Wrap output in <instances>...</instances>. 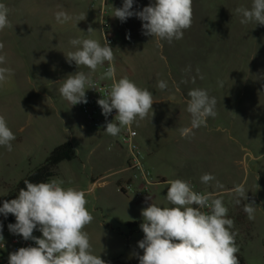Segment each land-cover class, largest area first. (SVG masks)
I'll list each match as a JSON object with an SVG mask.
<instances>
[{
    "label": "rangeland",
    "instance_id": "374dc122",
    "mask_svg": "<svg viewBox=\"0 0 264 264\" xmlns=\"http://www.w3.org/2000/svg\"><path fill=\"white\" fill-rule=\"evenodd\" d=\"M61 1L0 0L9 9L11 24L0 31V42L4 44L0 55H6V64L0 67L12 69L7 81L0 83V115L5 117L16 137L11 142L12 151L0 146V207L5 200L10 201L13 187L42 166L57 147L71 143L78 149L77 158L62 162L53 178L63 180L64 187L86 193V207L94 219L84 231L89 235L92 253L100 255L107 264H139L125 256L113 259V250L109 247L113 237L100 231L99 216L110 217L106 219L116 229L129 234L128 229L139 226L129 228L127 224V229L120 224L130 221L137 211L152 202L161 207L172 206L166 200L169 185L158 184L156 199L147 204L145 199L139 200L132 194L122 196L114 185L89 192L92 181L104 178L119 181L128 176L118 174L127 150L113 147L117 135L87 126L81 103L71 105L59 92L62 80L69 74L82 71L89 75L83 66L68 62L67 53L75 51L69 41L90 38L104 43L95 7L86 16L88 27L94 30L92 33L81 32L79 25L73 28L59 25L53 32V42L50 41L51 21L46 17L45 7L52 3L58 9ZM68 1L79 6L86 5L88 0ZM150 3L154 0H137L132 11H140ZM251 5L252 0H193L191 27L184 30L182 39L171 42L142 34L143 22L136 16L127 19L133 28V39L127 43L130 48L123 47L124 41L121 51H113L114 65L116 72L123 66L122 75L153 93V117L150 112L147 118L138 119L132 126L140 134L137 141L148 154L146 163L155 181L174 180L179 173L185 181H201L199 176L205 173L214 175L218 181H226L233 167L224 161L222 153L228 152L235 140L256 149L264 143V133H257L264 127V25L242 24V15L235 11ZM130 53L134 57H129ZM160 80L167 82L166 89L157 87ZM192 89L206 90L210 98H215L216 115L207 118L206 126L183 137L180 129L190 127L191 122L187 100ZM157 173L162 177H157ZM244 177L242 170L236 181H244ZM245 181H264V175L261 180L247 176ZM244 187L248 190L252 184ZM263 191L264 183L261 186L255 183L251 193L255 219H249L251 229L245 234L234 217L235 209L227 214L234 221L237 258L245 264H264ZM229 196L235 197L233 193ZM3 217L0 213V221H4ZM6 217L15 218L12 214ZM100 237L103 243L97 242ZM134 252L132 248L130 255Z\"/></svg>",
    "mask_w": 264,
    "mask_h": 264
},
{
    "label": "clouds",
    "instance_id": "9594fccd",
    "mask_svg": "<svg viewBox=\"0 0 264 264\" xmlns=\"http://www.w3.org/2000/svg\"><path fill=\"white\" fill-rule=\"evenodd\" d=\"M133 2L124 0L122 7L114 8L113 16L121 22L136 16L143 22L142 34L146 36L171 42L182 39L184 30L191 27L193 0H154L136 12L132 11ZM235 11L242 15V24L255 22L256 25H264V0H252L250 8L238 7ZM8 15V7L0 3V31L11 27ZM55 19L64 24L72 17L61 10L55 13ZM93 31L89 26L87 33ZM69 43L75 48L66 55L69 63L74 61L78 67H87L91 72L105 62L109 65L101 79H111L112 85L108 93L97 101L105 117L116 110L115 122L106 123L107 134L118 135L122 128L147 118L150 112L153 117V93L140 88L127 75L117 79L113 48L106 37L103 45L90 38H75ZM3 48L4 44L0 42V51ZM4 64L6 55H0V65ZM11 75V68L0 67V83L6 82ZM157 87L164 90L167 82L160 80ZM87 89H95L91 75L78 71L62 80L59 92L71 105H76L87 103ZM188 97L187 111L191 122L190 127L180 129L183 137L194 134V129L206 126L209 116L216 115V100L210 98L206 90L192 89ZM15 139L5 117L0 115V146L12 151L11 142ZM200 179L204 184L215 181L217 188H223L210 173L203 174ZM64 183L56 178L38 183L26 179V187L19 190L17 198L3 202L0 213L5 217L12 214L16 219L14 224L8 225L10 232L26 241H34L36 245L10 253L8 264H107L100 255L92 253L89 235L84 231L94 219L86 207V193L64 187ZM168 184L166 200L171 207H161L152 202L141 210L143 223L140 227L144 237L138 241V247L143 254L135 253L139 264H239L236 233L232 231L234 221L227 217L228 208L222 198L212 193L196 192L189 182L182 179L170 180ZM232 193L236 204L241 199L247 200L248 192L243 184L235 186ZM204 208L209 211H202ZM244 211L248 219H255L254 203H247ZM2 229L0 223V241L4 239ZM37 229L42 237L33 235Z\"/></svg>",
    "mask_w": 264,
    "mask_h": 264
},
{
    "label": "crops",
    "instance_id": "0c3cea01",
    "mask_svg": "<svg viewBox=\"0 0 264 264\" xmlns=\"http://www.w3.org/2000/svg\"><path fill=\"white\" fill-rule=\"evenodd\" d=\"M114 2H117V0H114ZM136 2H137V0H134L133 8H134V4ZM92 9H94V7L90 4L89 1H87L86 5L76 6L73 3L69 2L68 0H63V2L59 4L58 9H54L52 7V3H48V6L45 7V11H46L45 13H46V17H48L51 21L50 22L51 24L48 26V32L50 33V41L53 42V32H56L58 30L59 25L61 28H62V26L64 27L66 24L68 26H71L72 28L76 27V25H79L81 27L80 30L87 31L89 28L88 24H90V23H89L88 19L86 18V16L88 15V12H90ZM61 10L65 11L69 15H71L72 19L69 22L64 23V24H60L56 21V19H54L55 13L58 11H61ZM97 19H98V16H97ZM129 19H130V17H129ZM113 24H114V29L116 32V42L112 47L113 51L114 52L116 50L121 51L122 48L120 47V45L124 41H125V46H123V47L130 48V46H127L129 39L130 40L133 39V38H131V35L133 34V28L131 27L130 23L127 22V20L124 22H121L118 18L113 17ZM46 31H47V29H46ZM129 36H130V38H126ZM128 51H129V49H128ZM131 53L129 54V57H134V55ZM52 54L53 53L51 52L50 56H52ZM84 68H85L84 71L86 73H89L90 75H93V76L99 75L102 71V66L98 67L95 70V72H91V70L88 69L87 67H84ZM122 74H124L123 66H121L120 70H117V72H116L117 79L124 76ZM257 133L259 135H263L264 127L263 126L260 127L259 131ZM139 136H140V134H139ZM239 141L240 140H235L234 146L232 148L229 147L228 152H226L225 154L222 153V155H223L222 157L224 158V161L226 163H231L232 164L231 166L233 167V169H231L228 172V175L226 177V181H219L220 184L223 185L222 189L217 188L215 186V183H216L215 181L211 182L210 184H204L201 181H187V182H189L191 185H193L196 189H201V190H204L206 192L213 193L215 196L221 197L224 205L228 208V211L235 209L236 212H235L234 217L237 219L238 223L241 224V229L243 231V232L242 231L241 232L245 234L246 230L249 231L251 228L249 227L250 221L248 219L247 213H245V211H244V206L247 203H251V193L254 191L255 183H258L259 186H261L262 183H264V181H245V180H246L247 176H251V175L255 176L258 180H261L262 174L264 175V143H262L261 146L257 147V149H256L253 147L248 148V147H246V145L244 146L243 144L241 145ZM246 143H249V142H246ZM146 155L148 156L147 153H146ZM125 163H126V159L123 162V164L121 165L122 169L125 166ZM235 166H237V168ZM242 170L245 173L244 181H236V179L241 176ZM193 172L195 173V171H193ZM259 174H261V177L259 176ZM176 176H177V179H183L181 173H179V175H176ZM157 177H162V176H161V174L157 173ZM199 177H201V176H199ZM126 178L127 177H125L119 181H107V178H104L102 180L92 181V183L89 185V192H94V190L96 188L106 189L107 187L114 185V186H116L117 192L120 193L119 187L122 186L126 182V181H124ZM161 183L168 184V181H161ZM247 183L252 184V188L250 187L248 190H246L248 192L247 193V200L241 199V202L239 204H236L235 203L236 197H231L229 195L232 194V190L235 186L240 185V184L246 185ZM259 189H260V187H259ZM158 191H159L158 187L155 186L151 190L149 197L147 199H145V203L147 204L148 202L155 200L157 197ZM120 194L122 196H125L122 193H120ZM143 202L144 201H142L141 203H143ZM138 204H139V206L142 205L140 203H138ZM254 215H255V213H254ZM100 217H101V221L100 220L98 221V227H99L100 231L107 232L113 237V239H111V241L109 242V247L113 250V254H112L113 259L116 260L120 257L125 256V257H130L133 262H139L135 253H139L141 255L143 252V250L139 249V247H138V241L143 239L144 233H143L140 226L137 229H128L126 227V225L130 224V223H140V225H141L143 223V217H142L141 211H137L135 215L130 217L129 218L130 221L125 220L127 222L120 224V225H124L129 230V234H125V233L123 234L122 230L116 229L114 224L112 222H109L106 219V217H108V216L104 217L103 215H100L99 218ZM3 218H12V217H3ZM230 218H231V216H230ZM102 219H103V221H102ZM108 219H110V217H108ZM0 223L3 224L4 221H2V219H1ZM97 242L103 243L102 237H100V239ZM132 248H134L135 252L131 253V255H130V250Z\"/></svg>",
    "mask_w": 264,
    "mask_h": 264
},
{
    "label": "built area",
    "instance_id": "2783aa9c",
    "mask_svg": "<svg viewBox=\"0 0 264 264\" xmlns=\"http://www.w3.org/2000/svg\"><path fill=\"white\" fill-rule=\"evenodd\" d=\"M88 1L93 7L97 9L98 22L103 42L105 41L106 37L110 46L113 47L116 42V32L113 24L114 8L122 7L124 0H118L117 2H114V0ZM108 66L109 65L107 62H105V64L102 66L101 73L91 77L95 84V89H87V103H81V112L84 116L86 125L95 131L103 133H106V123L114 121L116 115V110L114 109L111 114L105 117L102 114L101 107L97 103L98 99L103 98V96L108 93L112 85L111 79H101ZM117 136L118 140L114 143L113 147H118L120 149L126 148L127 150L125 166L118 174H128L127 178L124 180L126 182L119 187V191L123 195L132 194L139 200L147 199L151 190L160 184L161 181L154 180L153 173L147 166L146 153L142 150L137 141L139 133L131 125L130 127L122 128ZM192 187L196 192L209 193L196 189L193 185ZM202 211L207 212L209 210L204 208ZM15 222L16 219L10 221L9 223L2 224V235L4 239L0 241V264H8L9 254L21 247L36 246L34 241H26L22 238V236L10 232L8 225L14 224ZM33 235L36 237H42V233L38 229L34 230Z\"/></svg>",
    "mask_w": 264,
    "mask_h": 264
},
{
    "label": "trees",
    "instance_id": "16d2710c",
    "mask_svg": "<svg viewBox=\"0 0 264 264\" xmlns=\"http://www.w3.org/2000/svg\"><path fill=\"white\" fill-rule=\"evenodd\" d=\"M75 147L71 143H65L57 147L50 156L46 159L44 164L37 168L34 172L29 174L26 178L21 180L10 192V199H16L21 188H25L24 180H29L33 183L47 182L56 176L58 166L65 161H72L77 158V151H74ZM15 218H5L4 223H9ZM129 228H136L140 226V223H130L127 225ZM239 264H245L238 260Z\"/></svg>",
    "mask_w": 264,
    "mask_h": 264
}]
</instances>
